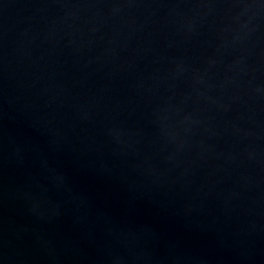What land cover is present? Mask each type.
<instances>
[{
    "label": "water",
    "instance_id": "water-1",
    "mask_svg": "<svg viewBox=\"0 0 264 264\" xmlns=\"http://www.w3.org/2000/svg\"><path fill=\"white\" fill-rule=\"evenodd\" d=\"M0 264H264V0H0Z\"/></svg>",
    "mask_w": 264,
    "mask_h": 264
}]
</instances>
